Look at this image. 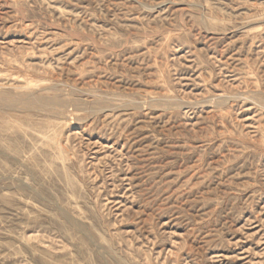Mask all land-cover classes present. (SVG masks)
Returning <instances> with one entry per match:
<instances>
[{
    "label": "rangeland",
    "instance_id": "obj_1",
    "mask_svg": "<svg viewBox=\"0 0 264 264\" xmlns=\"http://www.w3.org/2000/svg\"><path fill=\"white\" fill-rule=\"evenodd\" d=\"M0 103V264H264V0H0Z\"/></svg>",
    "mask_w": 264,
    "mask_h": 264
},
{
    "label": "bare ground",
    "instance_id": "obj_2",
    "mask_svg": "<svg viewBox=\"0 0 264 264\" xmlns=\"http://www.w3.org/2000/svg\"><path fill=\"white\" fill-rule=\"evenodd\" d=\"M33 92H34V91H33ZM28 96H29V95H28ZM32 96H33V95H32ZM14 99H15V98H14ZM29 101H30V100H29ZM218 101H220V99H218ZM218 101H217V102H218ZM16 102H17V101H16ZM16 102H15V103H16ZM19 102H21V100H20ZM19 102H18V103H19ZM26 103H28V101H27ZM1 104H2V103H0V105H1ZM3 104H4V103H3ZM3 106L6 107L5 105H3ZM0 108H1V107H0ZM2 108H3V107H2ZM2 108H1V109H2Z\"/></svg>",
    "mask_w": 264,
    "mask_h": 264
}]
</instances>
